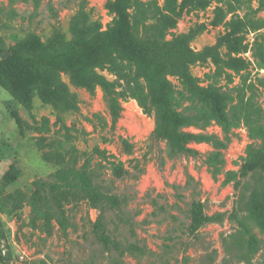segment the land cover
Listing matches in <instances>:
<instances>
[{
  "label": "rangeland",
  "instance_id": "obj_1",
  "mask_svg": "<svg viewBox=\"0 0 264 264\" xmlns=\"http://www.w3.org/2000/svg\"><path fill=\"white\" fill-rule=\"evenodd\" d=\"M114 1L0 0V264H264V0H178L172 17L165 0H133L120 38ZM71 46L100 56L118 112L98 82L45 57ZM147 61L171 82L188 151L154 135ZM64 167L121 208L79 191L48 208L34 181ZM98 217L118 247L98 239Z\"/></svg>",
  "mask_w": 264,
  "mask_h": 264
},
{
  "label": "trees",
  "instance_id": "obj_2",
  "mask_svg": "<svg viewBox=\"0 0 264 264\" xmlns=\"http://www.w3.org/2000/svg\"><path fill=\"white\" fill-rule=\"evenodd\" d=\"M133 0H115L111 8L117 13V36L121 37L128 28L129 22V6ZM178 0H165L166 11L172 17L176 13ZM147 30L152 29L156 33L160 31L159 23L153 26L147 25ZM75 44L82 46L86 44L83 33L77 32ZM124 46H120L117 42L107 41L104 45L106 53L112 50H126ZM0 51L2 48L0 47ZM53 65L65 67L76 78H90L98 82L103 88L108 103L114 112L120 109V97L117 89L111 80L96 72L95 67L102 65L100 56L77 53L75 46H71L68 50L60 54L56 59L45 56ZM78 62L79 65L74 67L72 63ZM144 73L150 83V100L156 108L157 122L154 135L157 138L170 140L177 149L188 151L187 144L192 139V134L185 132L182 128L185 120L177 114L169 104V98L172 92L171 82L168 79L163 67L151 61L142 64ZM264 159L258 164L263 166ZM254 167L246 164L242 170L243 174H248ZM20 174L19 168L13 163L3 175L6 183H12L17 180ZM35 191L34 197L45 200L47 207L50 208L49 197L63 191H79L84 193L91 208H98L101 204H108L112 208L120 209L122 206L120 198L116 194L105 192L100 189L84 170L73 167H64L51 173L47 179H37L34 181ZM64 227L66 224L61 221ZM95 230L97 237L106 245L112 244L118 247V242L114 240L106 230V227L100 217L96 219Z\"/></svg>",
  "mask_w": 264,
  "mask_h": 264
}]
</instances>
